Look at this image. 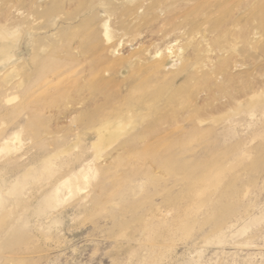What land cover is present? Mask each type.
Returning <instances> with one entry per match:
<instances>
[{"label": "rangeland", "instance_id": "rangeland-1", "mask_svg": "<svg viewBox=\"0 0 264 264\" xmlns=\"http://www.w3.org/2000/svg\"><path fill=\"white\" fill-rule=\"evenodd\" d=\"M0 264H264V0H0Z\"/></svg>", "mask_w": 264, "mask_h": 264}, {"label": "bare ground", "instance_id": "bare-ground-1", "mask_svg": "<svg viewBox=\"0 0 264 264\" xmlns=\"http://www.w3.org/2000/svg\"><path fill=\"white\" fill-rule=\"evenodd\" d=\"M119 126L120 125H117V123L116 124L110 123V124H107V125H105L99 129V136L102 140L104 139V142L102 144H105V142H106L105 138H113L117 131L120 132ZM114 131H115V133H113ZM117 134H119V133H117Z\"/></svg>", "mask_w": 264, "mask_h": 264}]
</instances>
